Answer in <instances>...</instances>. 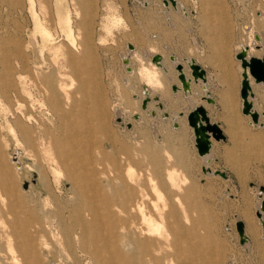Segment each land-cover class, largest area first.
<instances>
[{
    "label": "rangeland",
    "instance_id": "1",
    "mask_svg": "<svg viewBox=\"0 0 264 264\" xmlns=\"http://www.w3.org/2000/svg\"><path fill=\"white\" fill-rule=\"evenodd\" d=\"M33 1V6H30L28 0H0V170L17 174L18 200L32 202L30 209L52 212L54 224L69 226L80 215L87 219L92 217V209L79 202L78 197L69 196L70 184L64 180L58 184L54 180L51 165L57 148L63 150L61 158H68L71 171L76 174L103 171L124 174L130 169L136 173V195L145 191L149 206L150 201L156 203V200L160 208L165 204L163 208L166 211L175 209L185 227L195 226L199 236L209 241L205 247L209 245L213 260H209L210 263L200 261V264H264V213L262 223L256 213L260 211L261 200H264V83H254L252 87L253 107L260 115L258 124H251V117H246L241 111L237 89L233 91L232 103L226 101L229 99L227 96H222L226 89L213 86L210 81L206 86L202 81L193 83L189 99L182 91L174 92L171 85L180 83L175 65L169 59L173 55L177 62L182 63L183 71L189 74L187 60H197L206 69L208 79V76H224L225 66L221 65L224 58L230 60L232 67L237 65L234 71L238 72L235 55L243 46H249V49L250 46H259L253 48L252 54L264 57V0H180L183 11L174 9L170 2L164 3L165 0H74L78 5L72 0ZM108 4L120 19L105 31L103 26L111 12L106 7ZM76 7L81 15L75 14ZM66 8L70 9L75 47L64 39L65 24H59V18L66 15ZM81 16L85 18L82 23ZM33 17L57 37L56 43L60 46L55 56L53 50L42 45V34L35 28ZM83 36L87 38L90 50V58L85 60L81 58L83 47L79 43ZM132 46L135 49L133 54L128 49ZM69 47L71 51L67 50ZM154 54L162 56V65L168 70L159 69L160 85L147 84L139 73L141 65H148ZM70 56L77 62L74 85L79 88L71 96L75 100L72 101L73 115L65 116L63 120V114L53 116L54 112L49 107L51 96L45 93L46 104L41 110H33L39 124L26 125L34 139L31 148L21 139L18 125L15 127L13 123L16 117L10 114L22 104L21 96L15 90L12 92L13 88L7 86L4 78L11 71L13 75L7 76L16 82L17 85L13 86L17 91L23 86V82L18 80L19 74L25 75L30 67L28 75H33L42 87H48V83L40 79L42 74L48 73L54 64L57 72L68 74L66 61ZM206 92L213 102L202 98ZM146 97L150 98L148 109L143 110L141 103ZM60 101L64 110L71 105L70 102L65 103L63 97ZM158 103L163 105L160 109L166 116H161ZM198 103L206 107L209 118L219 124L224 134V138L218 140L211 138L213 143L207 161L197 153L193 130L186 120L187 111ZM5 109L8 113L4 112ZM151 111L155 114L150 115ZM180 113L185 117H179ZM135 114L139 116L137 120L133 118ZM6 117L12 122L20 144L2 128ZM231 128H234L233 132ZM45 157L51 160L47 161ZM203 165L211 170H222L226 176L205 174ZM170 171L176 184L167 178ZM39 172L49 176L55 197L47 198L44 191L38 192ZM32 185L34 189H30ZM104 189L102 194L110 193L109 187L104 185ZM36 195H41V201ZM176 197L182 200L181 208L177 206ZM104 204H98L105 207H99L101 213H106V207L110 205L113 216H121L115 203ZM5 216L1 224L6 225L8 220H12V214ZM124 216L117 222L123 221ZM128 219L126 217V221ZM238 219L244 222L247 236L244 243L239 242L235 227ZM187 237L186 229L183 259L191 254V248L186 247ZM49 238L51 240V236ZM112 242L119 246L117 241ZM55 251L58 257L54 264L64 263L65 258L60 259L58 247ZM6 253L5 246L0 245V255ZM201 256L200 252L194 251L196 260L192 261L193 264ZM84 259L79 255L76 264H86Z\"/></svg>",
    "mask_w": 264,
    "mask_h": 264
},
{
    "label": "bare ground",
    "instance_id": "2",
    "mask_svg": "<svg viewBox=\"0 0 264 264\" xmlns=\"http://www.w3.org/2000/svg\"><path fill=\"white\" fill-rule=\"evenodd\" d=\"M168 2H170V4L174 7V9L180 8L181 11L184 10L183 3L180 0H175L174 2H172L171 0L164 1V3L166 4ZM28 3L30 4V6L31 5L33 6L34 1L28 0ZM78 4L79 3H77V5ZM106 7L109 8L111 12H109V15L107 16L108 18H106L107 20L106 23L105 24L103 23L104 24L103 27H105L104 28L105 31L109 30L111 28V25H115L120 19L118 13L115 10H112V7L109 4L106 5ZM34 10L35 9H33V11ZM69 10L67 9L66 15H64L65 14L64 12L63 14L64 17L59 18V24L62 23L65 24L64 26L66 29L65 30L66 36L64 37V39L68 40L69 43L73 45L71 47H75L76 43L73 36L72 24L70 22L71 15L69 14ZM75 14L81 15L77 7L75 8ZM32 15L34 14L32 13ZM33 18L35 19L34 21L36 25L35 28H38V33L40 31V34H42L41 35L42 45L47 49L53 50L55 56V54L57 53V49H59L58 47L60 46V44L56 43L57 37L53 36L52 33H50L47 30L48 28H45L44 25L40 23L38 18L36 17ZM84 19H85L84 16H81L80 23H82ZM35 28L34 31L36 33ZM65 31L63 30L64 34ZM255 39L258 41L259 37L256 36ZM79 43L83 47L81 58L83 60L89 59L90 50L88 47L87 38L83 36V38L79 41ZM254 47L259 48V46H254ZM254 47L250 46L249 49V46H243L241 47V49H245L247 56H249L248 51L249 54H252L254 52L253 49ZM128 49L132 50L130 51L132 54L135 52V49L133 50V46ZM67 50L71 51V48L69 47ZM169 57H170L169 59L172 60L176 68L177 60H175L174 56L173 58H171V55ZM3 58L4 57L2 56L1 59ZM17 58L19 59V55ZM21 58H23V56H21ZM124 60L127 61L126 58ZM190 61L191 60L189 59L187 60L188 66ZM66 63H67V67L69 68L68 74L57 72L56 68H54L55 64L51 69H48L50 70L48 73L42 74L43 76L42 78L40 77V79H42L43 82L48 83L49 85V86L47 85L48 87H46L45 85H43L42 87L41 82H38L33 75L31 76L28 75V73H30V67L28 68V71L26 72L25 75L19 74L18 80L23 82V86L17 91L15 89L16 87L13 86V84L15 85L16 82L13 83L12 79H10L12 77L7 76V75L11 76L13 75V73L10 71V73L6 74V77L4 78V81L5 79L7 81V86L13 88V90L11 89L12 92L15 90L14 92L21 96L22 104H20L17 107L18 104L17 101L16 111L10 114L16 117L13 123L15 124V127H17L16 125H18V131L19 134L21 135V139L27 146L31 148H33L34 139L32 138L31 132L26 125L32 124L33 122L36 125L39 124L38 120L34 117L33 110L35 109L41 110V108L46 104V100L44 97L45 93H48V96L49 95L51 96L50 98L52 101L49 99L51 101V105L49 107L51 109V112H54L53 116L59 115L60 117V115L63 114L64 116H61L63 120L65 116L69 118L71 115H73L72 107L74 106L73 102H75V100L71 96L79 89L76 88L74 85L75 84L74 77L76 78L78 73L77 62L75 61L73 56H70L66 61ZM22 64H24V62ZM28 65H30V63ZM10 66L12 67V65ZM41 67L43 68L42 65ZM46 67L48 68L49 65H46ZM25 68L26 66L23 67V69ZM159 69H163V71L165 72L168 71L167 68L162 65L161 55L158 61H153L151 58V62L149 60L148 65H141V68L139 69V73L142 77L145 78L147 84L160 85L161 78L159 77ZM9 70L10 69H8V72ZM11 70L15 71L14 69ZM176 70L178 73L177 68ZM16 77L17 76H15L14 78ZM14 78L13 80H15ZM250 78L253 80V78L249 75V79ZM1 79L3 80V78ZM178 81L180 85L176 84L177 88L174 90V92L182 91L185 97L188 98L189 96H191L188 95L191 93V82L198 83L199 81H202L204 83L205 80L198 78V82H195L191 77V82L189 81L190 90L186 92H184L183 90L181 81L179 79ZM254 83L259 84L264 82L260 81ZM144 90L147 92V89ZM8 94L10 93H7V95ZM147 94L148 93H146L145 95ZM61 97L64 98L65 103L68 102L71 103V105H69L70 107L69 108L67 107L68 108L67 110H64V108H62L61 106V101H60ZM146 98H147L146 106L145 107L141 106L143 110L148 109L147 102H149L150 98L148 97ZM249 98L252 99L253 95L249 96ZM6 99H8V97ZM162 106L163 105L161 103H158V108L162 112L161 116L164 117L166 115L162 111V109H160L162 108ZM48 110L46 112H48ZM6 111L8 113V109L7 110L5 109L4 112ZM151 114H155V112L151 111L150 115ZM182 115H179V117H185V114L183 116ZM133 118L137 120L139 116L135 114ZM258 122L259 120L257 122L251 120V124L257 125ZM3 127L7 130V132H9L13 136V138L17 141V144H20L18 143L19 141L17 139V133L9 117L8 119L6 117L5 125H2V128ZM211 138L212 137H210V140ZM66 139L67 138H65V140ZM212 143L213 141L211 142V144ZM55 150H56V158L55 160L52 158V160H54V163L51 165V172L53 174L54 180L58 184L62 183V180L70 184V188L68 191L70 194L69 196L78 197L80 199L79 202L84 203L87 207L92 209V213H91L92 217L90 219H87L85 216L80 215L76 217V219H74V222L69 226L65 223L54 224L52 212L45 211L46 209L45 210L42 209L43 211H41V209L37 207H36L37 209L35 210L30 209L31 208L30 205L32 202H21L18 200L16 196L17 189L15 187L17 174H11L1 169L0 170V245L5 246V248L7 249V253L4 255H0V264H54L57 261V257H58V255H56L57 251H55L56 247H58V251L60 253L59 254L60 259H62L61 257L65 258V262L62 264L78 263L77 261L79 255L85 257L84 260L86 261V264L87 263L90 264H193L192 261L195 262L196 260V257H194V251H198L202 254L201 259L198 258L196 264H200V261L201 262L204 261L207 263L209 262V260L210 261L213 260L212 252L209 245L205 247V245L209 243V241H207L206 237L199 236V234L195 230V226H191L190 228L185 227L183 225V219L182 221L178 219L177 217L178 214L175 209L166 211L163 208L165 204L163 205L162 208H160L156 204L159 201H156L155 199L154 200L156 203L150 201V206H149V204L147 203L148 193L145 191L142 194L136 195L134 184L136 182L137 174L133 173L131 169L126 170V173L124 174L122 173L109 174V173H105L104 171L100 173L84 172V173L76 174L71 171V166L69 165L68 158L66 157L61 158L63 150L59 151V149L57 148H55ZM29 152H31V150H29ZM207 156H208V152L203 155H200V157L203 158L204 161L208 160ZM45 159L47 161L51 160L50 158L47 157H45ZM203 173L207 174L213 172L211 170V171H203ZM172 174L173 173L171 171L168 172L167 178L172 184H176V179L173 177ZM38 181L40 183V186L39 189L37 190L38 192H40V194L44 191L47 198L55 197L50 187L49 176L45 172H39ZM149 181L152 182L151 179ZM104 185L109 187L110 193L107 195L102 194L105 192ZM32 188L33 185L30 186V189ZM97 194L99 195L96 197ZM40 196L38 197V195H36V197H38V199L41 201ZM161 197L158 196V198H160L158 200H161ZM35 199L36 198H34V200ZM43 199L45 198L43 197ZM176 201L178 202L177 206L181 208V205L183 204L182 200H180L179 197H176ZM106 202L115 203L116 204L115 208L118 211V213L121 215L119 218L121 219L124 215H126L123 218L125 221L123 220L120 223L117 222L119 218L118 217L115 218L113 216L114 213L110 210V205L106 207L107 209L106 213H101L99 211L100 209L99 207H103V208L105 207L99 206L98 204L100 203L104 204ZM43 204L41 203L40 205ZM160 205H162V203ZM17 207H21L22 209L18 210ZM151 210H153L155 213L152 212ZM260 212L261 215L260 216L257 215V216L259 218V222L262 223L263 222L262 213L264 212L261 210V202H260ZM9 214H12V220H8L6 225L3 223L1 224L2 217L4 218L5 215L9 216ZM103 214L105 215L103 216ZM155 214H157V216H155ZM98 217H101L102 219H98ZM126 217L131 219V221H129V219L126 221ZM186 229L188 231L186 247L189 249L191 248L190 251L191 254L189 253L188 256H186L183 259V236H184V231L186 232ZM49 236H51V240ZM113 240H115V242L117 241L120 247L117 244L113 245L114 243L112 242ZM113 258L115 259L114 260L115 262L113 261L114 263L111 262Z\"/></svg>",
    "mask_w": 264,
    "mask_h": 264
},
{
    "label": "water",
    "instance_id": "3",
    "mask_svg": "<svg viewBox=\"0 0 264 264\" xmlns=\"http://www.w3.org/2000/svg\"><path fill=\"white\" fill-rule=\"evenodd\" d=\"M174 2L175 0H171ZM131 46V44H129ZM235 57L239 59L240 66L242 67L241 71V81L239 94L242 100L241 111L244 114H249L251 120L257 122L259 120V111L253 108L252 99L249 96L253 95V90L251 87V80L249 75L253 78L254 82H264V57L251 54L247 56L245 49L239 50ZM160 58L159 54H154L152 56L153 61H158ZM173 58V55H171ZM190 67V76L195 82H198V78L205 80V69L194 60L189 62ZM176 68L178 69L177 77L181 81L184 92L190 90L191 77H186L185 72L183 71L182 63L177 62ZM172 89L177 88L176 83L171 85ZM202 98L207 102H213V98L209 94L202 95ZM147 98L142 100L141 106H146ZM183 113H180L182 115ZM186 120L188 125L193 130L194 135V145L196 147L197 153L203 155L209 151L211 148L210 137L214 139L224 138L221 127L217 122L212 121L209 118L206 107L202 103H198L193 106L186 113ZM203 171H211V169L205 165L202 166ZM213 173H217L223 177L226 176V173L219 169L212 170ZM261 210L264 212V200H261ZM258 216L261 215L260 211L256 212ZM235 227L239 235V242L244 243L247 240V236L244 233V222L240 219L235 221Z\"/></svg>",
    "mask_w": 264,
    "mask_h": 264
},
{
    "label": "crops",
    "instance_id": "4",
    "mask_svg": "<svg viewBox=\"0 0 264 264\" xmlns=\"http://www.w3.org/2000/svg\"><path fill=\"white\" fill-rule=\"evenodd\" d=\"M248 45V44H247ZM248 55H251V54H249V51H248ZM189 60H193V59H189ZM195 61V60H194ZM195 62H198L197 60L195 61ZM238 64H239V69H238V72H236V71H234L235 70V68H237V65H236V67L234 68V67H232V65H230L231 64V62H230V60L229 59H227V58H224L223 60H222V63H221V65H223V66H225V68L223 69V72H222V74L224 75L223 77H218V78H215L214 76H208V79H207V71H206V69H205V81H204V84H205V86H206V83H209V81H210V84L211 85H213V86H217V87H219V88H225L226 89V92L222 95V96H227L229 99H227L226 101L227 102H230V103H232V96H233V91L234 90H238L239 91V89H240V81H241V71H242V68H241V66H240V62H239V60H238V62H237ZM227 66V67H226ZM235 66V65H234ZM185 72V75L187 76V77H190V74L189 73H187L186 71H184ZM210 78V79H209ZM250 80H251V85H252V87H253V85H254V82H253V80L250 78ZM193 83L194 82H191V88L193 87ZM208 86V85H207ZM253 89V88H252ZM207 94H208V92H206ZM240 95V94H239ZM191 96H189L188 97V99L190 98ZM188 99H184L183 101H187ZM229 100V101H228ZM226 103V102H225ZM242 104V100H241V98H240V105ZM244 114V113H243ZM246 115V117H249V115L248 114H245ZM233 129L234 128H231V131L233 132Z\"/></svg>",
    "mask_w": 264,
    "mask_h": 264
}]
</instances>
